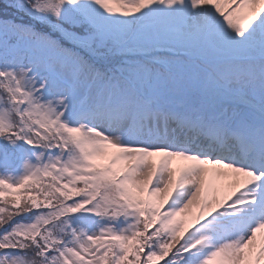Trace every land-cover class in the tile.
Listing matches in <instances>:
<instances>
[{
  "label": "snow or ice",
  "instance_id": "obj_1",
  "mask_svg": "<svg viewBox=\"0 0 264 264\" xmlns=\"http://www.w3.org/2000/svg\"><path fill=\"white\" fill-rule=\"evenodd\" d=\"M0 264H264V0H0Z\"/></svg>",
  "mask_w": 264,
  "mask_h": 264
}]
</instances>
